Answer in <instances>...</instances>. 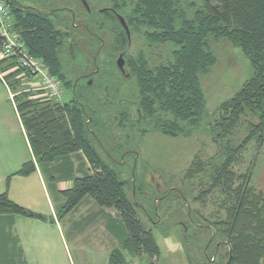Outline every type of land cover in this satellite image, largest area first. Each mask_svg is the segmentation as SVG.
Segmentation results:
<instances>
[{"label": "trees", "instance_id": "16d2710c", "mask_svg": "<svg viewBox=\"0 0 264 264\" xmlns=\"http://www.w3.org/2000/svg\"><path fill=\"white\" fill-rule=\"evenodd\" d=\"M111 1L124 12L131 34L144 41L135 78L143 111L151 119L149 131L170 137H189L208 127L222 145L218 151L222 160L210 166L208 172H195L192 176L207 174L210 181L216 178L213 187L226 185L228 190V183L232 182L226 168L235 156L230 144L234 128L247 119L246 136L239 147L246 146L253 138L259 145L264 140V0ZM7 6L29 53L41 59L50 73L62 82L67 50L57 29L58 23ZM210 40H224L240 49L252 69L242 87L211 115L207 113L201 85V77L216 64ZM1 64L0 71L3 70ZM31 100L34 99L18 103L16 109L35 162L23 163L12 175H30L35 171V163L42 167L56 161L64 164L65 159L70 163L69 155L81 151L92 168L75 178L70 188L60 191L66 202L58 216L65 217L85 197H91L100 207L118 211L125 228L120 243L130 256L158 255L151 231L135 212V207L142 205L135 198L129 200L124 189L126 181L118 178L95 144V138L107 142V133L87 122L80 110L70 108L68 103L59 106L60 103L50 102L39 108ZM9 179L10 176L6 179V190L0 193V217L20 215L47 221L50 217L10 199ZM248 180L249 177L239 188L235 203L228 211V220L221 232L227 238V250L220 264H226L229 255L227 264H264V197L248 191ZM129 263L120 251L110 256L109 264Z\"/></svg>", "mask_w": 264, "mask_h": 264}, {"label": "rangeland", "instance_id": "374dc122", "mask_svg": "<svg viewBox=\"0 0 264 264\" xmlns=\"http://www.w3.org/2000/svg\"><path fill=\"white\" fill-rule=\"evenodd\" d=\"M62 3L59 0H49L53 4L61 6L66 4L71 8H81L78 0H63ZM91 5L95 7L105 6L110 4L111 0H88ZM29 3L36 4L29 0ZM63 36L62 28L58 29ZM60 34V35H61ZM137 36L133 38V52L139 45ZM210 47L215 54L216 64L208 72V74L201 77V85L203 93L206 99V110L211 115L224 101L233 97V95L242 87L246 79L252 74V69L248 59L242 54L240 49L233 47L229 42L224 40H210ZM3 63L1 64V66ZM13 65H5L4 70L8 72ZM11 75L18 76L17 80L10 81L6 78V82L0 79V118H6L11 123L16 124V128L8 124L2 126L1 133H4L2 137L5 146L0 147V193L5 191L7 186V178L11 176L9 171L19 169L22 163L32 159L31 150H29L28 138L24 137V134L18 129V116L19 113L16 109V105L23 102L29 97L38 96L40 93L34 91V87L37 83L31 78L21 76L19 72L11 69ZM1 75V74H0ZM64 79V74L61 73ZM20 76V77H19ZM7 77H11L10 75ZM14 79L13 77H11ZM62 79V80H63ZM63 85V83H62ZM14 86V89L11 87ZM32 87L34 89H32ZM26 90L25 93H19L16 96V92ZM64 100L69 104L70 108H73L70 98V91L63 87ZM127 94L126 91L123 92ZM15 99H14V98ZM32 101V100H31ZM30 101V102H31ZM32 102L36 103L39 108L46 106L48 101L42 97H37ZM66 103H60L62 106ZM67 113V112H66ZM64 113V114H66ZM66 119L70 122L69 115L67 113ZM247 119L241 121L231 133L232 152L234 157L230 165L227 166L229 174L228 183L229 189L226 190V185L213 187V183L216 180L210 181L207 174L202 177V174H198L199 180L202 178L200 186H198L197 179L190 180L191 182H197L193 190H190L189 180L187 178H193V173L210 170V166L219 163L222 159L218 154L219 145L215 142L214 136L208 130V127L201 128L189 137L177 136L170 137L160 133H151L150 135H144L141 139L139 146L136 148L138 152L137 165L138 168L134 173H130L126 168L113 167L117 172L118 178L121 181H126L125 192L130 201L134 198L140 202L141 207H135L137 217L141 220L146 229L151 231L152 237L158 247L159 254L153 257L143 255H129L135 259L136 264H220L222 256L225 255L227 250V238L221 235V232L225 229V223L228 220L227 214L229 209L235 203V195L239 191V188L243 186V183L249 177L248 191L254 195H260L264 197V140L259 145L257 139L253 138L246 146L239 147L246 136L247 132ZM12 133L13 135H9ZM241 149V150H239ZM73 155V154H72ZM77 156V155H74ZM118 157V156H116ZM73 158V157H72ZM128 159V156L126 157ZM74 160H71L73 163ZM213 163V164H212ZM68 160H64V166H66ZM145 165V167H143ZM89 168L92 166L89 164ZM85 172V170H83ZM221 171V170H220ZM4 175H8L6 178ZM65 176V170L60 174ZM59 175V176H60ZM84 175V174H81ZM13 176V175H12ZM135 176L136 182L132 184L133 177ZM150 176H153L154 180L162 183L164 189L170 185L178 187L185 195L187 202L178 196L175 191L171 192L163 200H156L154 197L158 196L153 188L144 185V181L148 180ZM192 176V177H190ZM4 177V178H3ZM59 179L55 180L54 184L48 183L47 188H44L46 196L38 200L37 207L43 211L49 210V202L54 205H58L56 201L57 197L51 195L54 193L53 188L56 184H59ZM128 181V182H127ZM206 184H205V182ZM224 181V180H223ZM226 182V181H225ZM131 183V184H130ZM182 184V185H181ZM63 203L57 208V214L55 218H50L47 221L38 219H32L36 221H42L49 223L52 227H46L42 230L45 241L48 242V254L53 257V264H91V258L95 257L98 242L91 241L89 230L84 228L83 223H80L79 215L82 213V209L77 208L75 212L71 213L72 218L69 222L59 217V211L66 202V198L60 197ZM188 205L191 213H189ZM34 207V206H33ZM29 209V208H28ZM31 210V209H30ZM154 210V213H153ZM33 211V210H31ZM35 212V211H34ZM189 213V214H188ZM147 215L151 217L153 222H149ZM199 220H198V218ZM30 219V218H29ZM72 220V221H71ZM196 221L210 224L215 230L220 231V236L224 237L225 246H222L219 250L217 260L215 263H209L204 254L210 259L212 257L213 243L208 246L207 250L203 252L202 245L206 240L210 238V231L206 228L197 227ZM184 223L187 227L184 235V227L180 223ZM34 229L37 231V227L33 223ZM170 229H174L183 242V250L175 253L168 252L164 249L162 242L159 241L161 234L166 235ZM18 238L29 244V232L25 229H16ZM13 232H11V236ZM221 237H215L219 239ZM81 238V240H80ZM92 238V237H91ZM214 240V241H215ZM86 243V248L83 249V245ZM61 246L62 250L59 249ZM121 250V249H120ZM98 252V251H97ZM27 257L26 252L23 253V261ZM104 257V256H103ZM128 257V256H127ZM58 258V259H57ZM108 256L103 260L107 261ZM220 258V261L218 260ZM28 262V259H26ZM129 261V259H128ZM30 264V262H28ZM129 264H132L130 261Z\"/></svg>", "mask_w": 264, "mask_h": 264}, {"label": "flooded vegetation", "instance_id": "af4514ba", "mask_svg": "<svg viewBox=\"0 0 264 264\" xmlns=\"http://www.w3.org/2000/svg\"><path fill=\"white\" fill-rule=\"evenodd\" d=\"M31 1L36 4L29 3V0H7L6 2L7 5H12L23 12L56 21L57 29L64 30L62 33L66 34L63 36V44L66 45L67 54H65L66 65L62 71L65 77L61 82L62 87L69 89L71 94L69 100L73 108L80 110L87 122L96 124L99 130L107 133L105 143L95 138V144L105 160L112 167H125L130 173L135 172L138 168L139 156L136 148L144 135L152 133L149 131L151 119L143 111L135 78L138 57L144 46L143 39L130 32L129 44L125 28L119 20V17H122L130 31L126 16L121 8L114 7L112 1L105 6L95 7L88 0H85L87 6L82 0H78L81 8H71L66 4L59 6L49 0ZM136 36L140 44L136 53H132L133 38ZM118 60L122 63L121 68ZM124 91L127 92L126 95L123 94ZM63 100L61 103H66ZM97 128H95L96 131ZM214 140L221 148V143L217 139ZM153 178L150 176L144 181V185L158 193V196L154 197L156 200H163L175 191L187 202L185 193L178 187L170 185L164 189L163 184ZM201 180L202 178L198 181V186L203 183ZM196 185L197 182L190 181V190H193L195 188L193 186ZM188 209L191 213L189 205ZM147 217L149 222H153L149 215ZM195 224L197 227L210 231V238L202 247L205 252L213 243L211 259L205 255L206 253L204 257L209 263H215L219 250L226 245L224 237L220 236L219 230H215L205 221L202 223L196 221ZM181 225H184L186 229L188 227L184 223ZM218 236L221 237L220 240H215L214 238Z\"/></svg>", "mask_w": 264, "mask_h": 264}, {"label": "crops", "instance_id": "0c3cea01", "mask_svg": "<svg viewBox=\"0 0 264 264\" xmlns=\"http://www.w3.org/2000/svg\"><path fill=\"white\" fill-rule=\"evenodd\" d=\"M29 98L37 99V97ZM17 121L18 129L22 131L24 137L27 139L25 129L19 116ZM8 122H10L8 119L0 118V147L2 148L5 146V143L2 141L4 133H1V128L4 124H8ZM9 125L11 126V130L13 127L16 128L15 123L10 122ZM9 135L13 134L10 133ZM29 150H31L30 146ZM31 157V160L35 162L33 155ZM68 158L70 163L71 160H74V162L64 166L63 163L58 164L56 161L57 163L55 162L45 167L39 166L37 163H35V171L30 175L10 176L7 190L10 199L15 203L29 208L37 213L46 216L50 215L52 218H55L57 214V208L63 203V200H60V197H63L60 191L70 188L75 178L82 177L81 174L84 172L83 170H89V164L81 151L75 152L73 155H69ZM17 170L18 169L9 171L10 173H8V175H12ZM64 170L65 176H61L60 174ZM8 175H4V177L6 178ZM59 178V184H56V186L53 188L54 193L52 195L50 193V198L53 196L57 197L56 201H58V205H54L48 199L49 210L43 211L39 209L36 205L39 199H42L46 196L44 188H47L48 183L54 184L55 180ZM77 208L82 209V213L79 215L78 221L83 223L84 228L89 230L90 240L98 242L99 244L96 246L98 252L95 251V257L91 258V264H109L111 254L116 251H120L125 259H127V256L129 257L128 251L125 250L120 243L121 238H124L125 236V228L122 225L119 213L115 208L100 207L94 201V199L91 197H85L70 213H68L63 218V220L65 219V221L69 222V220L72 218V216H70L71 213L75 212ZM33 223L37 227V231L34 229ZM46 227L52 226L49 223L47 224L42 221L40 222L34 220V222H32L31 218L29 219L20 215H6L0 217V264H28V262H30V264H53V257L48 254L47 251L48 242L45 241L44 235L42 234V230H44ZM17 228L29 231L26 233L29 235V244H26L25 241L20 238V235L18 238L17 235L19 232H16ZM11 232H13L12 236ZM85 248L86 243L83 245V249ZM59 249L62 250L61 246ZM25 252L27 254L26 259H28V262L26 259L23 261L22 258L23 253ZM106 256H108V258L105 263L100 261V259L103 260Z\"/></svg>", "mask_w": 264, "mask_h": 264}, {"label": "built area", "instance_id": "2783aa9c", "mask_svg": "<svg viewBox=\"0 0 264 264\" xmlns=\"http://www.w3.org/2000/svg\"><path fill=\"white\" fill-rule=\"evenodd\" d=\"M0 62L3 63L2 67L12 64L14 71L36 82L37 86L34 87L35 89L32 87V89L40 94L35 97H42L46 101L54 103H61L63 100L64 93L61 81L50 73L41 59L29 53L26 42L15 27V22L5 0H0ZM12 68L8 72L4 68L1 69L0 79L3 82H6ZM16 77L18 78V76ZM16 77H14L15 80H17ZM14 79L10 78L9 80ZM7 85L9 84L7 83ZM25 91L22 90L16 94Z\"/></svg>", "mask_w": 264, "mask_h": 264}, {"label": "clouds", "instance_id": "9594fccd", "mask_svg": "<svg viewBox=\"0 0 264 264\" xmlns=\"http://www.w3.org/2000/svg\"><path fill=\"white\" fill-rule=\"evenodd\" d=\"M158 242H162L164 249L171 253H175L177 251L183 250V242L179 238V236L177 235L174 229H170L166 235L161 234L159 236ZM127 259L132 261V264H136V261L134 258L127 257Z\"/></svg>", "mask_w": 264, "mask_h": 264}, {"label": "water", "instance_id": "95a60500", "mask_svg": "<svg viewBox=\"0 0 264 264\" xmlns=\"http://www.w3.org/2000/svg\"><path fill=\"white\" fill-rule=\"evenodd\" d=\"M5 1H7V0H5ZM82 1H83V4H85V6H87L85 0H82ZM6 3H7V2H6ZM119 20H120L121 24L123 25V27L125 28V31H126V34H127V37H128V41H129V44H130V40H131L130 31H129L127 25L125 24L124 19H123L122 17H119ZM120 59H121V58H119V60H120ZM119 60H118V62H119V67L121 68V67H122V63H120ZM133 173H134V172H133ZM134 180H135V176L133 177L132 184H134ZM141 208H142V207H141ZM180 224H182V222H181ZM183 227H184V235H183V236L185 237V235H186V234H185L186 227H185L184 225H183ZM229 252H230V249H229ZM229 261H230V255H229V258H228L226 264H227Z\"/></svg>", "mask_w": 264, "mask_h": 264}]
</instances>
